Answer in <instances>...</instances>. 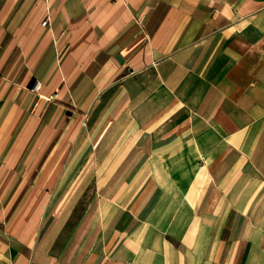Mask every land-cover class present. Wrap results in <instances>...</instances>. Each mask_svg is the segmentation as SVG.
Segmentation results:
<instances>
[{
  "label": "crops",
  "instance_id": "crops-1",
  "mask_svg": "<svg viewBox=\"0 0 264 264\" xmlns=\"http://www.w3.org/2000/svg\"><path fill=\"white\" fill-rule=\"evenodd\" d=\"M0 264H264V0H0Z\"/></svg>",
  "mask_w": 264,
  "mask_h": 264
},
{
  "label": "built area",
  "instance_id": "built-area-1",
  "mask_svg": "<svg viewBox=\"0 0 264 264\" xmlns=\"http://www.w3.org/2000/svg\"><path fill=\"white\" fill-rule=\"evenodd\" d=\"M45 1H48V0H45ZM47 23H48V19L45 18V19L42 21L41 25H42V26H46ZM39 90H40V85H39L38 82H34V83L32 84V86L30 87V91H31V92L38 93Z\"/></svg>",
  "mask_w": 264,
  "mask_h": 264
},
{
  "label": "water",
  "instance_id": "water-1",
  "mask_svg": "<svg viewBox=\"0 0 264 264\" xmlns=\"http://www.w3.org/2000/svg\"><path fill=\"white\" fill-rule=\"evenodd\" d=\"M34 83V81L32 82V84Z\"/></svg>",
  "mask_w": 264,
  "mask_h": 264
}]
</instances>
